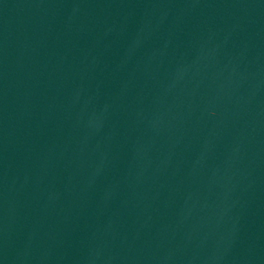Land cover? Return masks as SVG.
I'll use <instances>...</instances> for the list:
<instances>
[{
  "label": "water",
  "instance_id": "1",
  "mask_svg": "<svg viewBox=\"0 0 264 264\" xmlns=\"http://www.w3.org/2000/svg\"><path fill=\"white\" fill-rule=\"evenodd\" d=\"M0 264H264V0H0Z\"/></svg>",
  "mask_w": 264,
  "mask_h": 264
}]
</instances>
